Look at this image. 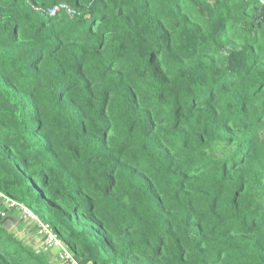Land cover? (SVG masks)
Masks as SVG:
<instances>
[{
	"label": "trees",
	"instance_id": "obj_1",
	"mask_svg": "<svg viewBox=\"0 0 264 264\" xmlns=\"http://www.w3.org/2000/svg\"><path fill=\"white\" fill-rule=\"evenodd\" d=\"M0 195V264H264L262 1L0 0Z\"/></svg>",
	"mask_w": 264,
	"mask_h": 264
},
{
	"label": "built area",
	"instance_id": "obj_2",
	"mask_svg": "<svg viewBox=\"0 0 264 264\" xmlns=\"http://www.w3.org/2000/svg\"><path fill=\"white\" fill-rule=\"evenodd\" d=\"M60 10L71 12L66 5L60 4L58 6H55L49 12V14L53 15ZM0 197L2 196L0 195ZM6 202L10 203L11 207H16L23 215L24 220H28L37 224L38 236L40 240L43 241L42 243L39 239H37L40 242V246L46 251L56 250V261H59V264H79L76 259L70 254V252H68L65 246L57 239L56 235L46 225L41 223L27 208L17 205L14 202H10L8 199H6Z\"/></svg>",
	"mask_w": 264,
	"mask_h": 264
},
{
	"label": "rangeland",
	"instance_id": "obj_3",
	"mask_svg": "<svg viewBox=\"0 0 264 264\" xmlns=\"http://www.w3.org/2000/svg\"><path fill=\"white\" fill-rule=\"evenodd\" d=\"M16 215V214H15ZM1 216L2 217H7V219H6V222H3V224H5V227L9 230V231H12V232H16V233H18V234H20L21 232L20 231H16L15 230V226H16V221H17V223L19 222L17 219H19V218H17L18 217V215L17 216H14V214L13 215H7L4 211H2V213H1ZM29 225V224H28ZM23 233V232H22ZM28 241H33V240H35V238L34 237H32L31 236V234L28 236ZM37 240V239H36ZM38 241V240H37ZM40 242H42L43 243V241L42 240H40ZM37 243V242H36Z\"/></svg>",
	"mask_w": 264,
	"mask_h": 264
},
{
	"label": "crops",
	"instance_id": "obj_4",
	"mask_svg": "<svg viewBox=\"0 0 264 264\" xmlns=\"http://www.w3.org/2000/svg\"><path fill=\"white\" fill-rule=\"evenodd\" d=\"M54 254H55L54 256H56V253H55V252H54ZM55 259H56V258H54V260H55ZM55 262H56V260H55ZM57 262H59V261H57Z\"/></svg>",
	"mask_w": 264,
	"mask_h": 264
},
{
	"label": "water",
	"instance_id": "obj_5",
	"mask_svg": "<svg viewBox=\"0 0 264 264\" xmlns=\"http://www.w3.org/2000/svg\"><path fill=\"white\" fill-rule=\"evenodd\" d=\"M262 1V3L264 4V0H261Z\"/></svg>",
	"mask_w": 264,
	"mask_h": 264
}]
</instances>
